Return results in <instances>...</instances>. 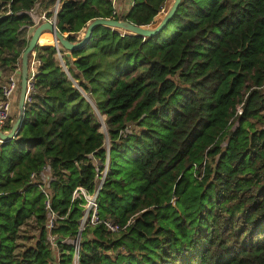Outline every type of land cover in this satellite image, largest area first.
Here are the masks:
<instances>
[{
    "label": "trees",
    "instance_id": "16d2710c",
    "mask_svg": "<svg viewBox=\"0 0 264 264\" xmlns=\"http://www.w3.org/2000/svg\"><path fill=\"white\" fill-rule=\"evenodd\" d=\"M38 1L0 0V67L19 66ZM166 1L131 0L115 19L148 27ZM59 5L56 28L72 43L112 15L108 0ZM171 23L165 40L99 26L70 54L34 50L21 125L0 144V264H72L85 204L73 192L92 195L106 165L98 216L124 231L87 227L79 264H264V0H182ZM68 76L104 117L109 149ZM32 174L48 176L50 232ZM29 221L38 237L17 253Z\"/></svg>",
    "mask_w": 264,
    "mask_h": 264
},
{
    "label": "built area",
    "instance_id": "2783aa9c",
    "mask_svg": "<svg viewBox=\"0 0 264 264\" xmlns=\"http://www.w3.org/2000/svg\"><path fill=\"white\" fill-rule=\"evenodd\" d=\"M112 5V20H116L117 17L121 13V9L117 5V0H108ZM48 20V19H47ZM45 16H41L38 18V21L35 23L34 27L36 28L41 21H47ZM47 46V45H46ZM45 47V46H44ZM43 48V47H41ZM40 66V61L36 58L35 53L33 52L28 63V78H27V94L25 103L29 102V95L33 89L35 76L37 74V69ZM19 67L15 68V71L11 73L5 80V82L0 87V131L6 133L7 131H3L5 127L9 124H12L11 117L13 115V111L15 110V100L12 99L14 95L19 93V85L20 79L17 78V73L19 72ZM242 105H239L235 108V115L239 116L242 113L241 110ZM2 141H0V144ZM108 174L107 167L97 176L96 186L94 193L88 194L84 189L77 188L73 192V200L76 197L81 196L85 204L83 206V215L79 222V231L81 234L87 227H95L98 225H102L103 228L109 232L110 234H120L124 231V228H121L119 225L115 224L113 221L106 219L101 220L98 216V206H97V196L101 187L106 179ZM31 185L40 190L43 195V209L47 214V229L50 232L53 228V221L55 220L56 214L53 212L51 207V193L48 190V176L41 175V178H37L35 174L30 176ZM2 194L0 193V196ZM175 199L173 200V202ZM129 224V223H128ZM128 226V225H127ZM51 246L58 251V241L54 237H49ZM62 243V242H61ZM75 254L73 257L72 264H79L78 250L76 243L74 244Z\"/></svg>",
    "mask_w": 264,
    "mask_h": 264
},
{
    "label": "water",
    "instance_id": "95a60500",
    "mask_svg": "<svg viewBox=\"0 0 264 264\" xmlns=\"http://www.w3.org/2000/svg\"><path fill=\"white\" fill-rule=\"evenodd\" d=\"M181 1L182 0H173L170 7L168 8L166 13L162 17L161 21L154 28H150L149 26L148 27H138V26H134L128 22H124L121 20L96 19L87 24V27L84 30L83 37L80 40H78V42L76 43L69 42L66 39L67 35H63L58 32L56 28V15L58 12L55 11L53 22H44L35 28L33 34L31 35L30 40L28 41V46L21 56L20 85H19V93H18V98H17L15 120H14V123L12 124L11 129L8 132L3 133L0 131V141H2V143L5 141H10L17 136L18 129L23 119L24 107L26 104L25 100H26V94H27L28 63H29V59L32 53L34 52V50L37 47H44V46L38 45L39 38L41 37L42 34L51 33L54 38L52 46H54L57 50H59V47H60L62 50L68 52V54L72 53L73 51L83 48L90 40L92 32L99 26L107 27L110 29H116V30H119L125 33L135 35L143 39L152 38V37L159 35L165 29L167 24L172 20L173 16L175 15ZM58 2L59 0H57L56 6H58ZM68 80L71 81L69 78ZM75 87L77 88L78 86H75ZM77 89L81 93V95L85 98V100L93 107V109L97 111L95 106L92 104L91 100L89 99V97L85 93H83L79 87ZM103 133H105L106 142H107L108 137H107L106 131H103ZM108 152L109 151H107V153ZM80 235L81 234L78 233V237L75 242L77 248H79Z\"/></svg>",
    "mask_w": 264,
    "mask_h": 264
},
{
    "label": "rangeland",
    "instance_id": "374dc122",
    "mask_svg": "<svg viewBox=\"0 0 264 264\" xmlns=\"http://www.w3.org/2000/svg\"><path fill=\"white\" fill-rule=\"evenodd\" d=\"M172 1L173 0H167L166 1V4L169 2L168 7L165 6V9H164L165 12H162L163 10L161 11V13L159 14V16L156 17L154 23L149 26L150 28L156 27V25L158 24V21L160 20V18H162V16H164V14L166 13V11L170 7ZM45 3H46V0H39L38 1V4L36 5V7L34 9V12L31 14L32 15V18H33V21L35 23L38 21V18H40L41 16H46L47 13H49L51 15V17L48 20L47 19L46 20L53 22L54 21L55 11L58 12L59 9H60V5H59V2H58V6H56V3H55V5L50 10H48V12H45ZM44 22H46V21H41L39 23V25L42 24V23H44ZM34 30H35V28H33V27L28 28V30H27V37H26L27 40L29 38H31V35L33 34ZM175 30H176V25L174 23L168 24L165 27V29L162 31V33H161V36H160L161 40H165V39L169 38L175 32ZM83 34H84V30L78 35L77 40H80L83 37ZM48 45H52V43L51 44H48ZM59 50L64 51L60 47H59ZM66 54L67 53L57 54L56 60L58 61L61 70L67 73V69H66L65 63L63 61V56L66 55ZM18 67L20 69V64H19ZM14 71H15V67H8V66L7 67H0V87L5 82L6 78L11 73H13ZM67 75H68V73H67ZM17 78L20 79V70L17 73ZM69 79L74 83L75 86H77V84L75 83V81H73V79H71L70 77H69ZM12 99L15 100L16 105H15V110L13 111V115L11 117V121H13L15 119V115H16L17 94L14 95L12 97ZM94 112H95L96 118L98 119V122L101 124L100 131L101 132L105 131V125L103 123L104 117L98 115L97 114V111L94 110ZM252 123H255V122L252 121ZM9 125H11V124H9ZM128 127H129V130L130 131H132L134 129V127L132 125H128ZM221 145H223V147H224V139H221ZM105 149H109V143H108V141L105 143ZM106 166H105V168H106ZM107 171H108V174H109V170L108 169H107ZM37 237H38V230L36 229L33 221L27 222V224L20 229V238H19V241H18V248H17V251L16 252L19 253V252L25 250L26 248L32 246L34 244V242H35V240H36Z\"/></svg>",
    "mask_w": 264,
    "mask_h": 264
},
{
    "label": "bare ground",
    "instance_id": "6f19581e",
    "mask_svg": "<svg viewBox=\"0 0 264 264\" xmlns=\"http://www.w3.org/2000/svg\"><path fill=\"white\" fill-rule=\"evenodd\" d=\"M53 40H54V38H53V35L51 33H44L39 38L38 45L39 46H45V45L53 43Z\"/></svg>",
    "mask_w": 264,
    "mask_h": 264
},
{
    "label": "crops",
    "instance_id": "0c3cea01",
    "mask_svg": "<svg viewBox=\"0 0 264 264\" xmlns=\"http://www.w3.org/2000/svg\"><path fill=\"white\" fill-rule=\"evenodd\" d=\"M119 3V4H118ZM132 2H131V0H117V4H118V7L122 10L123 9V5H125L124 6V8H126L127 7V5L130 7H132V4H131ZM15 105H16V103H15Z\"/></svg>",
    "mask_w": 264,
    "mask_h": 264
}]
</instances>
